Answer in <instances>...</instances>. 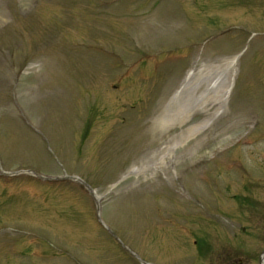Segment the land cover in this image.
I'll use <instances>...</instances> for the list:
<instances>
[{
    "label": "rangeland",
    "instance_id": "rangeland-1",
    "mask_svg": "<svg viewBox=\"0 0 264 264\" xmlns=\"http://www.w3.org/2000/svg\"><path fill=\"white\" fill-rule=\"evenodd\" d=\"M228 59L222 112L160 161L205 114L154 120ZM263 259L264 0H0V264Z\"/></svg>",
    "mask_w": 264,
    "mask_h": 264
},
{
    "label": "bare ground",
    "instance_id": "bare-ground-1",
    "mask_svg": "<svg viewBox=\"0 0 264 264\" xmlns=\"http://www.w3.org/2000/svg\"><path fill=\"white\" fill-rule=\"evenodd\" d=\"M233 62L228 59L225 63L208 64L189 72L182 87L169 100L158 118L154 120V128L171 130L176 126L183 125L197 113L205 115L202 120L192 124L169 142L165 150L160 153V161L170 155L179 144L210 126L213 119L222 112L231 90L230 75ZM212 108L214 109L211 110ZM146 165L144 164L138 169L131 168L130 171L142 172ZM262 264H264V259Z\"/></svg>",
    "mask_w": 264,
    "mask_h": 264
}]
</instances>
